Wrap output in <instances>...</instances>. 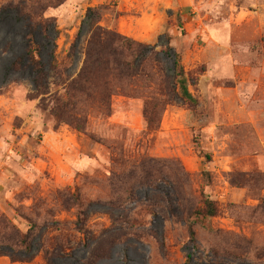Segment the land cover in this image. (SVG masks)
Wrapping results in <instances>:
<instances>
[{
  "label": "rangeland",
  "instance_id": "obj_1",
  "mask_svg": "<svg viewBox=\"0 0 264 264\" xmlns=\"http://www.w3.org/2000/svg\"><path fill=\"white\" fill-rule=\"evenodd\" d=\"M46 1L56 30L36 39L60 66L46 97L28 59L11 69L26 21L0 16V264H49L44 248L54 264H264V0ZM95 6L99 25L157 51L171 34L198 106L165 95L175 64L161 52L130 83L101 72L74 85L81 131L58 120L52 99L88 75ZM207 195L215 217L195 214Z\"/></svg>",
  "mask_w": 264,
  "mask_h": 264
},
{
  "label": "trees",
  "instance_id": "obj_2",
  "mask_svg": "<svg viewBox=\"0 0 264 264\" xmlns=\"http://www.w3.org/2000/svg\"><path fill=\"white\" fill-rule=\"evenodd\" d=\"M65 0H57L55 6H59L64 3ZM46 0H9L0 7V16L4 13L14 12L19 19H24L26 25V51L23 56H19L12 63L11 69L19 70L24 63L25 58L28 59L29 65L34 72L33 77V93L36 96L52 95L51 84L53 83V74L59 73L58 58L54 55L52 60L46 64L40 55L41 44L37 42L36 30L41 31L45 37H49V32L53 29L56 30V20L53 17L46 16V11L52 7ZM104 14L103 6L89 7L87 12V19H89V25L92 28V33L87 48L86 57V71L88 75L80 74V78L74 80L66 88L64 95L57 94L52 99V114L63 122L70 124L76 130L81 131L84 126L83 110L77 107V101L75 98V90L77 88L74 85H84L86 88L93 83V75L104 72L103 77H109L117 75L126 83H130L138 75L143 72V68L152 62L158 61V55L163 52L169 58L174 60V74L165 75L163 82L165 83L166 96L176 97L182 101L188 102L193 108L199 104V99L191 92L190 80L187 78V73L182 64L181 53L170 45L172 39L171 34H166V43L164 49L157 51L155 45L147 44L131 37L124 36L115 30H110L99 25ZM181 19H179V27L181 28ZM58 32V31H57ZM142 68V70H141ZM141 70V71H140ZM63 82L62 84H64ZM152 102L145 105L144 116L150 122L156 117V112L160 113V105L162 102L155 103V99ZM105 110L108 114H111L110 107ZM196 147L200 145L196 141ZM200 156H204L207 161L212 159V156L208 152H204L202 149L198 150ZM203 176L206 180L211 179L210 171L204 170ZM264 203V199L262 200ZM203 207L195 211L197 216L202 217H215L219 213V207L217 201L207 195L203 202ZM83 215L87 218L84 211H80V216ZM84 224V219L80 218ZM194 222H190L188 226V232L190 240L196 244L197 237L193 227ZM35 224L31 225L34 228ZM26 246L29 248L27 240H25ZM44 253L48 259L49 264H54L55 252L50 248H44ZM7 254V251H0V255ZM32 255H26V258H30Z\"/></svg>",
  "mask_w": 264,
  "mask_h": 264
}]
</instances>
